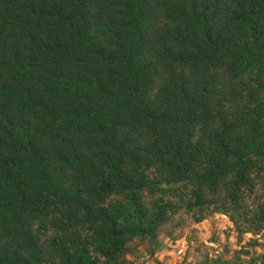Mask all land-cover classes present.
Listing matches in <instances>:
<instances>
[{"label": "trees", "instance_id": "obj_1", "mask_svg": "<svg viewBox=\"0 0 264 264\" xmlns=\"http://www.w3.org/2000/svg\"><path fill=\"white\" fill-rule=\"evenodd\" d=\"M181 212L264 244V0H0V264H134Z\"/></svg>", "mask_w": 264, "mask_h": 264}, {"label": "rangeland", "instance_id": "obj_2", "mask_svg": "<svg viewBox=\"0 0 264 264\" xmlns=\"http://www.w3.org/2000/svg\"><path fill=\"white\" fill-rule=\"evenodd\" d=\"M180 238L187 239L189 244L184 257L175 252V241ZM250 239L246 235L240 243L235 226L229 227L215 215L197 223L192 216L181 212L172 224L162 229L157 242H139L130 258L134 264H218L214 260L219 258L231 264H252L254 261L253 264H264V244L251 247L248 245ZM261 239L264 241V237ZM242 247L250 254L243 253Z\"/></svg>", "mask_w": 264, "mask_h": 264}, {"label": "built area", "instance_id": "obj_3", "mask_svg": "<svg viewBox=\"0 0 264 264\" xmlns=\"http://www.w3.org/2000/svg\"><path fill=\"white\" fill-rule=\"evenodd\" d=\"M215 218L221 221H224L229 227L233 228V222L231 221L230 217L227 214H223V213H216L215 214ZM248 236H250L251 238L254 237V235L252 233L247 234ZM262 235H258L257 238L259 240L262 241ZM215 247H217L216 245H214ZM189 248V244L187 239L185 238H180L177 241H175V252L176 255H178L179 257H184L187 254ZM219 252V251H217Z\"/></svg>", "mask_w": 264, "mask_h": 264}]
</instances>
